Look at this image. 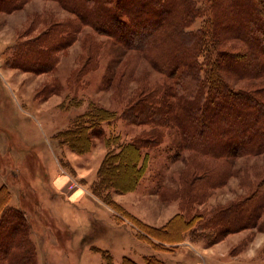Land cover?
I'll list each match as a JSON object with an SVG mask.
<instances>
[{
  "label": "trees",
  "instance_id": "trees-1",
  "mask_svg": "<svg viewBox=\"0 0 264 264\" xmlns=\"http://www.w3.org/2000/svg\"><path fill=\"white\" fill-rule=\"evenodd\" d=\"M29 1L0 0V12L21 9ZM54 1L73 16L51 22L36 35H22L7 58L11 66L52 71L60 52L85 26H92L144 54L172 79L144 89L122 111L120 118L149 128L131 140L118 133L105 139L108 150L92 193L123 212L137 226V236L157 249L177 247L186 238L212 245L242 229L264 230V177L248 195L228 205L197 208L205 204L212 189L237 173V158L264 153V0H206L209 15L197 0ZM205 15L203 24L192 28ZM236 38L242 46L225 45ZM89 40L88 58L92 59L97 49ZM52 89H57L56 84ZM116 118L107 108L90 105L59 132L60 139L85 153L91 144L86 129ZM170 128L178 133L179 147L190 151L192 163L179 173L180 186L163 185L162 196L180 199L181 207L156 226L127 211L109 193L137 188L148 169L150 151L145 149L160 146ZM173 154L179 156L178 148ZM10 199V189L0 183V264H37L30 226ZM108 260L113 264L111 256ZM144 260L146 264L164 262L156 255H146ZM121 264L139 263L125 256Z\"/></svg>",
  "mask_w": 264,
  "mask_h": 264
},
{
  "label": "rangeland",
  "instance_id": "rangeland-1",
  "mask_svg": "<svg viewBox=\"0 0 264 264\" xmlns=\"http://www.w3.org/2000/svg\"><path fill=\"white\" fill-rule=\"evenodd\" d=\"M197 5L210 14L206 0H197ZM206 15L198 17L192 28L201 26ZM72 16L54 0H30L21 9L0 12V183L10 189V204L22 210L30 226L37 264H112L110 256L113 264H121L125 256L146 264V255H156L163 264H264V230L242 229L212 245L186 238L175 248L157 249L137 236V226L123 212L92 194L108 150L105 139L118 133L131 140L149 128L120 118L122 111L144 89L172 79L144 54L92 26H85L60 52L52 71L22 70L7 62L22 35H36L51 22ZM89 39L97 49L92 59L88 58ZM231 41L225 45H243L240 39ZM54 84L57 89L50 90ZM90 105L107 108L117 118L86 129L91 137L89 151L79 153L60 139L59 132ZM167 131L160 146L145 149L150 151L148 169L137 188L109 193L127 211L156 226L181 207L180 199L162 196L163 185L180 186L179 173L192 163L190 151L179 147L177 131ZM177 148L179 156L173 154ZM234 167L237 173L212 189L197 208L228 205L248 195L264 177V153L239 157ZM70 176L78 183V194L71 195V189L65 188Z\"/></svg>",
  "mask_w": 264,
  "mask_h": 264
},
{
  "label": "crops",
  "instance_id": "crops-1",
  "mask_svg": "<svg viewBox=\"0 0 264 264\" xmlns=\"http://www.w3.org/2000/svg\"><path fill=\"white\" fill-rule=\"evenodd\" d=\"M70 179H71V181H66L67 183L65 184V188H67V190L69 191L70 189H71V191L70 192H72L71 193V195H73V194H78V192L79 191H81L80 189H77L78 188V183L76 182V180H74V178L72 177V176H70ZM93 194V193H92ZM94 195V194H93ZM99 201H102L103 203H105L102 199H100L99 197H97L96 195H94ZM106 204V203H105ZM106 205H108V204H106ZM109 206V205H108ZM110 208H112L111 206H109ZM180 245V244H179Z\"/></svg>",
  "mask_w": 264,
  "mask_h": 264
}]
</instances>
